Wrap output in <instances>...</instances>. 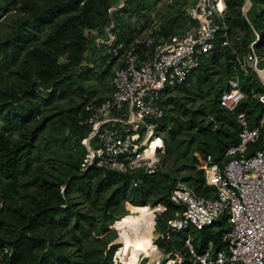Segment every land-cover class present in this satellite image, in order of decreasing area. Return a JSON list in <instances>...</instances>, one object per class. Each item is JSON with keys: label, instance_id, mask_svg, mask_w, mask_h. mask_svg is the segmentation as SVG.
<instances>
[{"label": "built area", "instance_id": "obj_1", "mask_svg": "<svg viewBox=\"0 0 264 264\" xmlns=\"http://www.w3.org/2000/svg\"><path fill=\"white\" fill-rule=\"evenodd\" d=\"M124 1L119 0L121 7ZM181 2L193 21L183 34L164 36L159 34L160 29L152 28L140 40L125 43L118 42L110 32L113 24L109 32L106 30L104 46L116 67L110 79V94L87 100L84 116L78 121L79 126L90 130L81 140L85 170H100L102 178L114 174L132 187L153 177L160 170L165 151L156 129L165 115L164 98L177 88L189 87L188 79L207 63L216 48L232 49L225 0ZM250 8V1L244 0V18ZM258 39L253 31L242 56L232 50L229 88L218 97L219 106L235 115L239 126L237 143L227 148L220 159H198L202 186L209 189L206 195H198L179 178L172 183L167 198L173 207L171 218L157 232L152 217L154 251L149 255L141 253L134 264H264V146L253 148L260 139L264 116L259 126L250 127L245 114L236 113L247 99L240 89V75L256 73L262 78V70L257 69ZM250 98L258 99L254 93ZM220 222L225 224L222 247L216 249L214 241L208 240L197 251L191 231L198 233ZM179 233L184 234L182 251L174 243ZM10 254L8 247L1 248L0 260ZM118 254L124 257L123 245L116 249L112 261L124 264Z\"/></svg>", "mask_w": 264, "mask_h": 264}, {"label": "rangeland", "instance_id": "obj_2", "mask_svg": "<svg viewBox=\"0 0 264 264\" xmlns=\"http://www.w3.org/2000/svg\"><path fill=\"white\" fill-rule=\"evenodd\" d=\"M112 4L113 6L108 12L110 10L119 11L122 8L119 0ZM23 7L24 0H0V42L7 40L13 34L16 26L30 17L27 10L23 11ZM252 11V15L251 12L248 13V18L254 30L249 27V24L247 25L249 28L247 32L244 29H233L230 39L231 52L232 50L237 52V46L241 48L239 44L242 38L245 37L252 41L250 33L253 35V31L259 30L257 18L260 17L261 9L255 5ZM119 18V23L132 31L131 41L140 40L152 28L172 27V32L175 35H180L190 26L189 17L183 11L181 0H147L141 2L139 7L133 2L129 4L127 11L120 14ZM110 28L111 25L105 31L109 32ZM46 33H42L39 39H43V35ZM88 35L90 41L94 40L93 47L103 46L98 54L99 59L111 61L112 57L109 56V50L104 46L108 35L106 33L100 35L99 32L94 31ZM238 52L240 56L243 55L242 51ZM258 55L260 58L257 62V69L262 70L260 75L264 78V51L260 50ZM84 57L88 60L93 57V54L85 53ZM222 64L223 61L220 60L217 65L210 66L207 82L202 85L201 90L197 89L198 92L192 100L180 93L172 94L171 97L179 98V102L185 107H175L174 116L177 118L172 122L174 125L168 122L170 125H168L167 130H174L175 136L172 139L165 135V138L173 153L168 155L164 151L159 170L161 173L173 172L172 175L177 179L195 177V169L189 167L190 159L195 158L196 154L202 153L196 150L197 142L194 139L200 136L199 127H206L209 122L217 126L213 114L207 113L212 108L213 101L219 97L222 91L229 88L232 71L226 72ZM21 66L20 61L17 65H10L9 59L4 60L0 57V91L8 89L18 92L24 89L25 84L20 73ZM115 67L114 64L109 71L105 72L101 60L89 64L87 68L93 70L91 72L98 71L99 68L104 72L96 76L90 75L88 81L83 82V87L74 83L72 90L65 95L64 99L54 100L50 104L40 107L38 114L32 119L27 129L13 132L8 137L10 146L18 144L21 147L25 143L27 146L20 149L16 154L20 176L15 184V192H8L6 184L10 180L0 175V220H3L0 224V239L5 244L15 240L22 228L28 226L27 221L20 217L21 214H33L40 207L45 206L54 208L59 203L58 198L62 200L61 208L66 209L68 207L72 216L78 214L84 217L81 221L84 233L72 232L77 215L75 218H68L66 222L63 219V225L55 223L27 233L30 237L40 236L46 238L51 244H56L59 253L70 257L76 264H101L105 261L111 248L114 249V254L119 245L124 243L121 242L123 238L135 236L137 237L134 238L135 243L149 238L153 230L141 237L147 228L145 224L141 225L140 222V218L145 212H150L153 215L157 232H161L167 220L171 218L172 208L166 207L163 202L154 204L158 198L156 194L148 199L146 205L140 206L135 203L128 192L116 206L112 207L111 205L110 212H107L106 201L114 188L95 193V179L92 180L89 188L86 187L84 190L68 185L71 178L82 176L86 170L83 166L85 149L81 145V141L78 140V136L69 132L66 125L68 121L65 117L72 115L70 110L82 103L78 90L92 91L96 98L109 95L110 79ZM77 69L78 67L75 68L76 71ZM230 69H233V65ZM255 82L257 83L255 90L258 97L257 101L261 102L260 100H262L264 102V82L260 78L259 81ZM41 91H43L41 88L36 90L37 93ZM48 92L50 90L46 91V93ZM168 97H165L164 101ZM177 102L175 100L167 107L173 108ZM185 109H188L189 113L185 112ZM192 112L195 114L192 115ZM191 120H193L192 123ZM262 120L263 116L259 121ZM248 124L250 125L251 122L248 121ZM37 127L39 129L35 131ZM260 139L263 144L264 124L261 127ZM92 147H95L94 143ZM164 186H167V183L161 184V187ZM111 214L113 215L112 219L109 218ZM59 220L58 216L55 217V222L58 223ZM145 220L147 219L144 217V222ZM191 234L193 235L194 232L191 231ZM183 236L184 234L181 233L174 239L176 248L181 251L183 250L181 245ZM194 246L198 251L199 244L195 242ZM45 251L42 249L33 251L29 264H34ZM123 251L127 254L126 249ZM118 256L124 263L123 255L118 254ZM53 260L60 261L56 256L53 257Z\"/></svg>", "mask_w": 264, "mask_h": 264}, {"label": "trees", "instance_id": "obj_3", "mask_svg": "<svg viewBox=\"0 0 264 264\" xmlns=\"http://www.w3.org/2000/svg\"><path fill=\"white\" fill-rule=\"evenodd\" d=\"M117 1L118 0H24V7L22 9L23 11L27 10V14L30 17L18 24L13 34L7 40L0 42V57L4 60L9 59L10 65H17L20 61V65H22L20 73L25 84L24 89L18 92L8 89L0 91V175L10 180V182L6 184L9 193L15 192V184L20 176V168L16 154L20 149L27 146L26 143L21 147H19L18 144L10 146L8 140L10 134L27 129L32 119L38 114L40 107L46 106L54 100L64 99L65 95L72 90L74 83H78L83 87V82L88 81L90 75L96 76L104 72L100 68L98 71L94 70V72H91L93 70L87 68L89 64H94L97 60H101L105 72L109 71L115 64L114 59L111 61L108 59H99L98 54L103 46L99 48L93 47L92 44H94V40L92 39L90 41L88 34L94 31L103 35L106 33L105 29L113 24L111 32L115 35L118 42H132V31L128 27L124 28L118 21L120 19V14L127 11V7L130 3L134 2L137 7H139L141 2L147 0H126L124 6L119 11L115 10L110 14L108 10L113 6L112 3H116ZM249 1L251 3V8L247 12L246 18H244L241 14V7L244 0H225L227 8L226 22L230 27L231 34L233 29H244L247 32L249 29L247 26L248 24L249 27L252 28L249 23L248 13L251 12L250 14L252 15L254 6H259L261 9L260 17L257 18L259 30L255 31L259 36L256 43L257 53L259 54L260 50L264 51V0ZM189 21L191 26L193 21L190 18ZM171 28L172 27H163L160 29L159 34L164 36L175 35ZM44 32L47 33L44 34L43 39L40 40L39 37ZM250 35L252 37V33H250ZM250 42L251 40H247L244 37L240 40L239 45L241 48L237 46L236 49L244 53ZM85 53H92L93 57L86 60L84 57ZM220 60L223 61L222 66L226 72L232 71L230 74L231 77L233 74V69H230L233 65V54L231 49L216 48L214 55L207 63L195 71L188 79L187 82L190 84L189 87L183 86L177 88L174 92H169V97L163 101L165 115L157 124L156 129L162 137L166 154H172L173 150L166 142L165 135L172 139L175 136L174 130H167L168 125H170L168 122L174 125L172 122L177 118L174 116L175 107H185L179 102V98H176V96L171 97L172 94L180 93L189 100H192L193 96L198 92L197 89L201 90L202 85L207 82L210 66L214 64L217 65ZM76 67H78L77 71L75 70ZM255 81H259L255 73L241 75L240 89L247 96V99L236 109V113L245 114L246 119L251 122L250 125L248 124L250 127L258 124L264 112V104L250 98L251 93H256L257 83ZM37 88H41L43 91L37 93ZM48 90H50V92L46 93ZM193 90L194 92H192ZM78 91L82 98V103L70 110V114L72 115L65 118L68 121L66 125L68 126L69 132L76 134L78 140L81 141L89 134L90 130L85 126H79L78 121L84 116L83 106L85 102L92 98H96V95L92 91ZM175 100L179 103L177 102L173 108H168L167 106H170ZM185 112L189 113V110L185 109ZM209 112L213 114L217 126L209 122L206 127H199L198 133L200 136L194 139L197 142L195 148L200 151L203 156H212L219 159L227 148L237 143L239 126L236 123L235 115L228 113L219 106L218 98L213 101V106L209 109L207 114H209ZM191 114L194 115L195 113L192 112ZM192 121L193 120H191V123ZM38 129L39 127H37L35 131H38ZM262 145V141L259 139L258 142L253 145V148H260ZM195 163V158L190 159L189 167L195 169V177L181 178L180 180L187 182L198 195H206L209 189L203 188L202 172L196 170ZM172 174L173 172L161 173V171H158L153 177L146 179L138 187H132L128 181L123 178H117L114 174H107L105 178H102L100 170L89 168L82 176L71 178V180L68 181V185L70 184L72 188L76 187L79 190H84L86 187L89 188L90 183L95 179V193L100 190L103 191L114 188L111 196L106 201L107 212H110L111 205L112 207L116 206L128 192L135 203L140 206L146 205L148 199L156 194L158 198H156L154 204L163 202L166 207L172 208L171 210H173V207L167 202L170 187L177 179L174 178ZM163 182L167 183V186L161 187ZM58 200L59 203L54 206V208L48 206L40 207L38 211L33 214L23 213L20 215V217L27 221L28 226L22 228L21 233L15 240L7 242L8 245L0 239V249L8 247L11 251L10 256H3L0 260V264H29L32 252L38 249L46 251L34 264H76L70 257L61 255L57 250L56 244H51L46 238L40 236L30 237L27 233L55 223L63 225V219L66 222L68 218H75L76 215L77 217L75 218V225L73 226L72 232L78 231L79 233H84V227L81 223L84 217L78 214L72 216V213L69 211L70 209H68V207L66 209L61 208L60 205L62 200L60 198H58ZM57 216L58 219H60L58 223L55 222V217ZM112 216L111 214L109 218L112 219ZM2 221L1 219L0 224H2ZM140 222L141 225H144L146 222V220L144 222V217L140 218ZM224 225V222H220L198 232L194 243L197 242L199 244V249H203L205 242L213 240L215 248H221L222 233L225 231ZM122 245L123 249H125L124 243H122ZM160 246L164 247L163 244H160ZM113 250L114 249L111 248V250L108 251L105 261L101 262V264H113ZM54 256L59 258L60 261H54ZM127 262L128 259L125 252L124 264H127Z\"/></svg>", "mask_w": 264, "mask_h": 264}, {"label": "bare ground", "instance_id": "obj_4", "mask_svg": "<svg viewBox=\"0 0 264 264\" xmlns=\"http://www.w3.org/2000/svg\"><path fill=\"white\" fill-rule=\"evenodd\" d=\"M142 217H145L147 219L146 222L144 223L145 227L147 226V228H146V232L141 237L146 236L150 231L153 230V221H152L153 215L150 214V212H145L141 216V218ZM134 238H137V237L133 236L130 238H123L121 240V242L122 241L124 242L125 249L127 250V253H129V254H127V259H128L127 264H134L137 261V258L141 253H144L145 255H149L152 251H154V248L151 246V242L153 240V234L149 238H147L146 240L141 241V242L135 243ZM154 254H156V253H154ZM128 255H129V257H128Z\"/></svg>", "mask_w": 264, "mask_h": 264}, {"label": "crops", "instance_id": "obj_5", "mask_svg": "<svg viewBox=\"0 0 264 264\" xmlns=\"http://www.w3.org/2000/svg\"><path fill=\"white\" fill-rule=\"evenodd\" d=\"M172 36H173V35H172ZM255 74H256V73H255ZM256 75H257V74H256ZM240 76H241V75H240ZM257 77H258V78H260V79H261V81H264V79H263V78H261L260 76H258V75H257ZM110 92H111V88H110V91H109V93H110ZM262 104H263V102H262ZM263 113H264V112H263ZM262 116H264V115H262ZM258 123H260V121H259ZM257 125L259 126V124H257ZM262 146H264V143H263V145H262ZM202 157H203V155H201V154H199V153H198V154H196V156H195V160H196V163H195V165H196V170H197V171L199 170V169L197 168V166H198V159H199V158H202ZM211 157H212V156H211ZM213 158H214V157H213ZM220 158H221V157H220ZM220 158H219V159H220ZM214 159H216V160H217V158H214ZM199 171H201V170H199ZM202 176H203V175H202ZM196 234H197V233H195V232H194V234H193V235H194V240H195ZM191 235H192V234H191ZM183 237H184V236H183ZM181 244H182V243H181Z\"/></svg>", "mask_w": 264, "mask_h": 264}]
</instances>
